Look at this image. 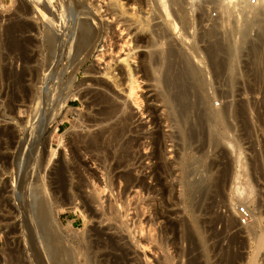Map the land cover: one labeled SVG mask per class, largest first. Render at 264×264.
<instances>
[{
	"label": "rangeland",
	"instance_id": "rangeland-1",
	"mask_svg": "<svg viewBox=\"0 0 264 264\" xmlns=\"http://www.w3.org/2000/svg\"><path fill=\"white\" fill-rule=\"evenodd\" d=\"M98 1L101 2L100 4H105V2L101 0ZM145 2L146 0L128 1V7H135L133 10L129 11V13L132 14L130 16L132 17V20H130V22H132L133 24H137V26L135 24L134 25L136 28H139L138 32L140 33L139 36L141 39H144L148 36V33H146V29L143 30L145 31V33L141 31L145 26L140 27L143 26L141 25L140 18L144 17L147 10ZM54 6H56V3L54 2V0H51L49 2V7L52 9L54 8ZM33 10L34 9L29 3V0H0V264H41L43 262V264H48L47 254L43 246L37 239L43 228L47 230L50 229L49 233L53 232L52 234H57L56 236L60 238V241L57 243H60L61 245L55 243L53 245V249L56 248L58 250L60 248H63L70 253L76 252L77 257L79 254H85L88 256L90 255V257L93 258L94 263L96 264H165V261L168 258L169 260L172 259L170 261L171 263L173 262L172 264H186L187 258H177L176 255L177 251L184 252L189 248V242L185 241L184 238L186 229L190 225L187 220H189V217L191 215H194L197 211L198 213H196L194 216H196V218L203 223V231H205L204 235L207 237L206 252L207 255H209L211 258L208 260V264H217L216 261L218 260L216 259V257L218 258V256H220L218 259L221 258L220 261H218V264H220L219 262H221L222 264L223 259H226V257L231 255L233 256V258H235V264H250L252 262L250 259L253 258L255 251L254 249L256 248L255 239H257L260 236L259 233H261L260 229L256 228L257 224H259L256 220H262L261 227L262 229L264 227V78H262L264 75H261L257 82V78L254 76L253 70L251 68L252 66L249 65L248 58L244 57L242 53V56L240 54H235L236 56H233L229 64L232 65L230 67L233 70L230 71L229 69L231 68L227 69L228 71L226 72V74H223L224 77L223 75H221L220 77L218 76L217 80V76L215 75V66L214 64H212V60L209 59L210 57H208L207 51H205V43L206 47H208L209 41L201 39L202 36H204L206 32L211 29L210 27L212 23L205 20L202 24H200L197 18L200 14V11L198 10H193V12L190 13V22L193 24L187 27H183L185 29H188L182 30V26L179 25V28L176 30V32L170 33V41L164 40L163 36H161L162 40L160 37V40L157 41V47L155 48L156 52L162 50V54H166L163 52H167L169 49L178 52L179 49V51L187 55L190 60L192 59V62L194 61L192 64L196 68L199 67V69L202 70L203 73L205 72L204 74L206 75V81L209 82V84L213 83L209 86V95L213 93L214 96V91H216L218 95H220L217 96V93H215V98L211 95L213 98L211 103V105H213V108L220 109L222 107H226L229 109L230 107V109H233L231 106L235 107L239 103H244L246 105L249 103V110H247L248 112L246 111L245 116H242V118L233 116L231 115L232 113L229 114V120L226 121L225 126L226 133L222 132L224 136L223 134H221L223 139L218 146L219 149L214 148V146L209 144L207 141L206 143H204L203 156L206 161L205 168L197 171L198 169L195 170L196 167H194L193 171L189 175L190 178L188 177L189 183H192L193 185H198L199 182H202L204 186H207L208 190L205 199L204 196H201V193H193L190 196L184 198V196H182L183 191L182 189H180L181 187L174 185V180L177 176H179L177 172L170 171L168 174L166 173L167 176L162 175V185H159L156 181H153L154 173L152 171L155 169L154 167L157 163H155V160L151 159L153 158L151 154L153 153V146L151 145L150 139L151 134L156 133L157 130L153 127L155 125L152 126L149 123L152 122L153 116L148 117V113H145L144 115L140 113L147 110L156 111V116H158L156 118L159 119L158 131L164 133L162 135H165L164 137H166L163 141L161 149L165 157L164 162L166 161L165 163L168 165H174L177 163V161L179 162L180 158L177 156L179 155L180 157H182L181 154H184V146L182 144L184 141L187 143V140H185V138H189V134L192 133V128L196 124V121L194 120V117H190L189 119L192 123L189 122L190 120L188 119L189 121L186 122V126H184L185 124L182 121L181 122L184 125L181 122H177L178 119H176V122H173V120H171V125L169 124V121V123L166 124L167 119L165 116V112L163 110L161 112L162 105L160 103H157L158 100L156 99V97H154V95H157V90H155L156 87L153 85L152 81L149 80L152 84L148 81V78L141 76V74H148V70L146 69L149 56L147 55H149L148 50L150 51V49L146 46L147 43H144L145 45L143 46L145 47H142L138 50L139 52L136 55L137 60H129L130 65L133 69H139L138 74L140 77L139 82L141 86L137 93L141 105L139 107V110H137L138 107H136L130 99L126 98V82H124L125 77H123V74H126V72L123 69L124 63H122V59L126 58L125 54H127V48L132 49L133 43L130 45L127 44V46L125 45L127 48L125 46L123 48V45L121 46L122 43H118L115 39L113 40V43L103 41V44L99 46L100 48L98 47L96 50L92 51L87 60L83 61V57L74 59L72 58V53L69 52L68 48H61L60 44L58 45V43V48L51 49L48 46L47 42L50 35L54 33H56V35H61L63 33V24H60L59 19L58 23L62 28L58 26V23H56L52 29L48 27L46 28L45 26H43L41 21L38 20L40 19V17L43 18L44 16L37 14ZM206 12V16L208 15L212 19L216 18V15L219 14V11H217L216 9L214 10V8H211ZM136 19H138L137 22L139 21L140 23H136ZM231 19L234 22L237 18L233 17ZM232 20L230 21L232 22ZM135 27L133 26V28ZM63 29H65V27ZM219 31L221 32L223 30L221 29ZM257 33V28L251 30L248 37L249 39L251 38L250 41L256 40ZM199 35L201 37H199ZM236 40L238 41L237 38L233 39V41ZM126 41H129V37L128 40L126 39ZM161 41L162 43H164L162 44ZM168 42H171V44H169ZM159 43L161 44V46ZM167 46H173V48H168ZM165 49H167V51H164ZM185 51L187 52L185 53ZM193 55L195 57L197 55L196 59H194ZM234 57H237L238 59H235ZM161 58V64L164 65L165 62H167L164 65L165 67L163 66V68L166 70L168 67L166 66L168 65V61L167 59L165 60L162 55ZM175 61L176 63L179 62L177 58ZM140 62H144L147 64L144 65V63L141 64ZM160 62L159 74H163L165 70L160 67L162 66ZM139 64H141V66ZM136 66H138V68ZM204 67L207 69H205ZM73 68L76 69L74 70ZM237 68L240 72L237 70ZM114 69L116 70L114 71ZM25 71H27L29 74H22V72ZM213 72H215V74ZM227 74H236L234 77L235 79L232 80L230 78V75H228L227 77ZM224 78L226 80H224ZM228 79L231 80L229 81ZM223 80L225 82L227 81L226 83L228 84L223 82ZM24 81L26 84L24 83ZM28 81H31L32 83ZM229 83L230 85L231 83H233L232 86H230ZM216 84L218 85L216 86ZM213 85H215L214 87H216L214 88L215 90L212 89ZM219 85L222 86L219 88ZM254 85H256L257 87ZM227 86L230 87L228 88ZM245 88H248L247 91H245ZM229 89H231V91L233 90V94L237 93L235 94L236 96L233 95ZM261 89H263V92ZM152 90H155L156 93ZM223 90L225 93L223 92ZM235 90L236 92H234ZM240 91L242 93H239ZM88 92L90 94H88ZM226 92L229 93L227 94ZM99 93H101L102 95L104 94V96L114 101L120 107L121 112L123 109H127L126 112H131L132 114H134L135 120L139 119L138 123L142 124L143 131L139 132L138 134L135 133V131L138 129L137 127H135L138 124L136 123V125H131L132 127L130 129L132 131L128 132L130 134H126L125 138L123 139L126 141L131 140L130 144L132 147L129 144L127 148L122 149L124 141L117 142L116 145V141L106 139L110 138L109 136H107L108 134H104L105 136L103 137V139H101L103 143L100 142V148H97L96 150L92 149L89 144H86L88 143V139H90L92 136L99 134V132H101L102 130L108 129V124H110L109 122H106V124L103 119V117L105 118L107 114V111H105L106 109H104L107 107V105L105 107V104L92 103L93 95ZM226 94L227 96L225 97ZM252 96L254 97V99ZM49 111L52 114L57 111L58 115L51 117L52 122L50 123L49 128L44 131L42 138H40L36 153H31L28 143L30 140L28 132H30L32 129L28 128V126L30 124H34L36 120L40 121L42 117L48 115ZM119 116L120 114L116 116V119ZM101 118L103 120H101ZM164 118L166 119L165 121ZM191 118L193 119L194 123ZM99 120H101L100 123ZM113 121H115V118ZM97 123L100 124V126ZM177 123L178 126L177 128H175ZM187 123H189L188 128ZM72 125H75L74 128L72 127ZM168 125L171 127H169ZM179 127L183 128L182 131L184 132L182 134H180ZM190 127L192 131L189 130ZM188 131L190 132L188 133ZM195 132V140L193 139V142L191 141L193 143L191 144V149L193 148V151H190L191 149L186 150L188 154L192 152L191 155L194 161L196 160V158H198V156L195 154V149L201 145V138L198 135V139L197 133ZM49 134L51 135V138H49ZM179 134L182 137H180ZM184 134L185 136L183 137ZM62 136H65L63 137V143H59L60 137ZM77 137H80V143H76ZM106 143H108V145L111 143V146L113 148L110 145H106ZM118 143L122 145H118ZM129 146L131 148L130 151ZM182 146L183 148L181 150ZM50 149L54 151V153L56 152L54 154L55 156L51 155ZM119 149L121 151H119ZM213 149H215L216 151ZM123 152L125 154H123ZM118 154L119 158L117 157ZM123 155L126 157H124ZM117 158L118 160H116ZM126 158L130 159L127 160ZM121 160H125L124 164L126 166L125 169L123 168L125 172H123L122 168L121 170H116L115 174L111 175L113 184L111 185L112 187L108 184L106 185V182H108V170L106 169L110 168L117 161L119 162ZM126 161L129 163L127 164ZM173 165L171 166L173 167ZM60 167L64 168L66 174L65 176H67L68 181L65 183L58 181L59 177L63 175H59L58 173ZM151 167H153V169ZM56 169L58 170L55 171ZM129 170L132 176H137L136 178H142L143 180L145 179L144 188L130 187V189L125 184V182L123 181L124 177L121 176V174H124L126 172L129 173ZM237 173L240 176L241 174L244 175H242V180H244L245 182L240 180L241 178L239 179ZM223 174L225 175V177ZM92 177L94 180L92 179ZM236 177H238L240 184H242V182L244 183V186H241L237 182L238 180ZM96 178L98 180H96ZM221 178L224 180H222ZM105 179L107 181H105ZM84 181L87 182L85 183L86 185L84 184ZM221 182L222 184H220ZM245 183L247 186L245 185ZM238 184L242 188L245 186L247 187L248 191L246 192L248 194V200L243 201V198L246 197H239L236 193L234 186L237 185V187H239ZM222 185L224 186V188ZM161 186L165 188L166 193L162 194L164 188ZM170 186H173L171 187V190ZM97 191V194L99 196H97L98 198H96L95 201L93 200L92 203L91 195L94 194L93 192ZM33 195H37L38 199L41 198V202L44 200L47 201L43 202V204L46 203L44 204L45 206H43L45 207L44 209L47 211V215H49L50 218L42 225H39L41 226L40 228L37 227L39 220L35 216H38L40 212L38 210L41 209V205H39V207L37 205L41 202L39 200V202H37L36 204V201H38V199H36L37 196L33 197ZM169 197H171V199ZM250 198H252L251 202ZM247 201L249 203H246L247 205L244 204ZM29 203H32V205H35L36 207L33 206V208ZM183 203H185L186 205ZM110 206L112 207V211L110 210V208H108ZM184 207L186 210L184 209ZM191 208L193 211L191 210ZM241 209H244L246 214H248L246 216H242L240 214ZM110 211H114L115 214H113L116 215V217L113 214H110ZM191 212L193 213L191 214ZM225 219H227L226 222L224 221ZM36 220L37 222H35ZM46 224H48L49 226L47 227ZM184 225H186L185 228H183ZM124 226L126 227L124 228ZM139 227H141V229ZM249 227L252 229L256 228L255 232L257 233L255 235L253 234L254 236L252 234L249 235V230H251ZM130 229L132 230V232ZM137 239L139 241H137ZM263 239L264 237L262 238V240ZM136 242H139V245L141 247ZM158 244L162 245L163 247ZM229 244H231L232 246ZM77 249L80 250L78 251ZM200 250L203 251L202 248H200L196 250V252H192L193 254L191 253V256L194 257L198 254L204 255V252L201 253ZM214 251L215 253H213ZM163 252L165 255L163 254ZM97 253L99 256L97 255ZM214 255L217 256L215 257ZM255 258V260H257L256 264H264V249L262 251H259V254ZM31 259L32 261H30ZM77 260L74 261V264H85L83 263V261L85 262L83 258L80 257V259L78 258Z\"/></svg>",
	"mask_w": 264,
	"mask_h": 264
},
{
	"label": "bare ground",
	"instance_id": "bare-ground-1",
	"mask_svg": "<svg viewBox=\"0 0 264 264\" xmlns=\"http://www.w3.org/2000/svg\"><path fill=\"white\" fill-rule=\"evenodd\" d=\"M51 0H29V3L31 4V6L33 7V11H35L37 14L39 15H43L44 17H40L41 23L43 24V26H45L46 28H50L52 29L54 27V25L56 23H58V19L60 24H63V28L65 27V29H63L60 24L58 25L59 27L62 28L63 33L61 35H56V33L52 34L49 36L48 38V46L49 48H58L57 47V43L58 45L60 44L61 48L63 47L68 48L69 52L72 53V58L77 59L80 57H83V61L87 60L88 56L91 55L90 53L94 50H96L101 44H103V41L109 42V43H113V40L115 39L118 43H122L121 46L124 48V46L127 44H132L133 43V48L129 49L127 48V54L125 59H122V63H124V71L126 72V74H123V77H125V81L126 84V95L128 99L131 100V102L138 107L137 110H139L140 107V100L138 97V90L140 89V82H139V74H138V70H136V68H132L130 65V61L129 60H137L136 59V55L139 52L138 50L142 47H145L143 45H145L144 43H147L146 46L149 47L150 51L148 50L149 58L147 60V69L148 70V74H141V76H144L146 78H148V81H152L153 85L156 87L155 90H157V95L154 97H156V99L158 100L157 103H160L162 105L161 108V112L162 110L165 112V116L167 119V123L168 124L171 120H173V122H176V119H178L177 122H181L184 126H186V122L189 121L190 117H194L196 124L194 125V127L192 128L193 131L195 133H197V137L199 139V136L201 138V142H200V146L197 147L195 149V154L198 156V158H196V160L194 161V159L192 158L191 153H187L186 150H190L191 149V144H193L192 140L195 138V134L194 132L191 130V127L189 130L192 131L191 134H189V138H185V140H187V143L183 142V146L181 147V150L183 148L184 154L180 157L179 155L177 157H179V162L177 161V165L176 164H166L164 162V154L163 151L161 149L163 141L165 140L166 137H164L161 133L159 132V124H158V120L156 117L157 114L155 113L156 111H142L140 114L144 115L145 113H148V117L149 116H153L152 122H149L152 126H153L157 132L154 134H151V145L153 146V153L151 158L152 160H155L154 162L157 163L155 164V169L152 171L154 173L153 176V181H156L157 184H163V176H167V174L171 171L173 172H177L179 174V176L176 177V179L174 180L175 183L174 185H177L178 187H181L180 189H182L183 191V195L184 198L190 196L193 193H201V196H205L207 194V186H204L202 182H199L198 185H193L192 183H189L188 177L191 174V172L193 171L194 167L195 170L198 169L197 171H199L202 168H205V159L203 156V149H204V143H206V141L211 144L212 146H214V148H218L222 138L223 133H226L225 129H226V121L229 120V114L232 113L231 115L236 116V117H240L242 118V116H245L246 111L249 110V103L246 105L244 103H239L238 105H236L235 107L231 106L233 109H229L226 107H222L220 109H216L213 108L211 105L212 103V96L213 93L211 95H209V82L206 81L205 78V72L203 73L202 70L198 68H196L192 63L190 58L185 55L184 53H182L181 51L178 52L175 50H168L167 49L171 46H167L168 48L165 49L164 51L167 52H163L166 54H162V50L156 52L155 48L157 47V41L160 40V37L163 36L164 40H169L170 39V33H174L176 32V30L179 28L178 26L181 25L182 28L183 27H187L189 25H192L193 23L190 22V13L193 12V10H198L200 11L198 18V21L200 24H202L205 20L206 21H210L211 24V29L208 30V32H206V34L204 36H202V40H208L209 41V45L208 47H206V43H205V51H207L208 57H210L209 59L212 60V64H214L215 66V72H213L216 76H217V80H218V76L220 77L221 75H225L226 72L228 71L227 69L231 68L229 65L233 56H236L235 54H240L243 56L248 58L249 61V65L252 66V70L254 73V76L257 78V82L259 80V78L261 77V75H264V0H146V13L144 15V17L140 18L141 19V25L140 27H144V29L142 28L141 31L146 29V33H148V36L145 37L144 39H141L139 36V28H136L135 25L137 26V24H133L132 22H130V20H132L130 17L132 14L129 13V11L133 10L135 7L131 6L128 7V1L129 0H101L103 2H105V4H100L101 2H99L98 0H54V2L56 3V6H54V8H50L49 7V2ZM126 1V2H125ZM211 8H214V10L216 9L217 11H219V14L216 15V18L212 19L210 18V16H206V11ZM212 11V10H211ZM210 11V12H211ZM195 13V12H194ZM199 13V12H198ZM206 16V17H205ZM59 17V18H58ZM236 17L237 21L235 20L233 22V20L231 18ZM193 18V17H192ZM191 18V20H192ZM235 19V18H234ZM138 19H136V23H140L139 21L137 22ZM197 20V19H196ZM232 20V22L230 21ZM135 22V21H134ZM209 22V23H210ZM144 23V24H143ZM196 23V22H195ZM194 23V24H195ZM206 23V22H205ZM208 24V23H207ZM197 25V24H196ZM213 25V26H212ZM133 26L135 28H133ZM195 27V26H194ZM198 27V26H197ZM229 27V28H227ZM181 28V29H182ZM205 28V27H203ZM257 28L258 33H257V38L255 41H250L249 34L251 32L252 29ZM141 29V28H140ZM179 29V30H181ZM185 28H183L182 30H184ZM188 29V28H186ZM185 29V30H186ZM192 29V28H191ZM198 29V28H197ZM223 30L221 33L219 30ZM201 30V27H200ZM140 31V32H141ZM191 31V30H190ZM207 31V30H205ZM62 32V31H61ZM145 33V31H143ZM187 32V31H186ZM197 32V31H196ZM204 32V31H203ZM256 32V31H255ZM189 33V32H188ZM205 33V32H204ZM203 33V34H204ZM178 34V33H177ZM191 34V33H190ZM202 34V35H203ZM142 35V34H141ZM144 35V34H143ZM129 37V41H126V39L128 40ZM199 37H201L199 35ZM234 38H237L238 41H233ZM172 39V38H171ZM174 39V38H173ZM190 39V37H189ZM249 39V40H248ZM162 40V37H161ZM183 40V39H181ZM185 40V39H184ZM188 40V39H187ZM170 41V40H169ZM173 41V40H172ZM176 41V40H175ZM177 42V41H176ZM183 42V41H182ZM197 42V41H196ZM115 43V41H114ZM162 43V41H161ZM164 43V42H163ZM162 43V44H163ZM169 44H171V42H168ZM174 43V42H173ZM160 44V43H159ZM166 44V43H165ZM182 44V43H179ZM184 44V43H183ZM208 44V43H207ZM168 45V44H167ZM194 45V44H193ZM200 45V44H198ZM120 46V47H121ZM161 46V44H160ZM182 46V45H180ZM191 46V45H189ZM188 46V47H189ZM102 47V46H101ZM187 47V46H186ZM100 48V47H99ZM173 48V46L171 47ZM185 48V47H184ZM191 48V47H190ZM193 48V47H192ZM207 48V50H206ZM63 49V50H64ZM67 49V50H68ZM160 49V47H159ZM158 49V50H159ZM162 49V48H161ZM175 49V48H174ZM199 49V48H198ZM177 50V49H176ZM181 50V49H180ZM189 50V49H188ZM195 50V49H194ZM202 50V49H201ZM121 51V50H120ZM192 51V50H191ZM161 52V53H160ZM187 51H185L186 53ZM200 52V51H199ZM69 53V54H70ZM195 53V52H194ZM199 54V53H198ZM206 54V55H207ZM162 57L167 61H168V66L167 69L165 70L163 68V66L167 63L165 62V64H161L160 62V58ZM205 55V56H206ZM194 56V55H193ZM199 56V55H198ZM204 56V55H203ZM175 59H174V58ZM191 57V55H190ZM197 57V55H196ZM196 57L194 56V59H196ZM176 58L178 59V63H176ZM202 58V57H201ZM235 58V57H234ZM237 58V57H236ZM235 58V59H236ZM162 59V58H161ZM200 59V58H199ZM238 59V58H237ZM59 60V59H58ZM242 60V59H241ZM240 60V61H241ZM78 61V60H77ZM203 61V60H202ZM238 61V60H237ZM244 61V60H243ZM242 61V62H243ZM82 62V61H81ZM159 62L165 71V74L163 72L159 74ZM236 62V61H235ZM141 63V62H140ZM144 63V62H143ZM141 63V64H143ZM147 63H144V65H146ZM196 63V62H195ZM206 63V62H205ZM234 63V62H233ZM232 63V64H233ZM71 64V63H70ZM76 64V63H75ZM134 64V63H133ZM136 64V63H135ZM141 64H139L141 66ZM236 64V63H235ZM248 64V63H247ZM78 65V64H77ZM137 65V64H136ZM143 65V66H144ZM201 65V64H200ZM211 65V64H210ZM238 65V64H236ZM139 66V68H140ZM199 66V65H198ZM205 66V65H204ZM239 66V65H238ZM249 66V67H250ZM138 68V66H136ZM146 67V66H145ZM165 67V66H164ZM201 67V66H200ZM205 68V67H204ZM242 68V67H241ZM240 68V69H241ZM69 69V68H68ZM74 69V68H73ZM76 69V68H75ZM74 69V70H75ZM142 69V68H141ZM162 69V70H163ZM199 69V70H198ZM203 69V68H202ZM207 69V68H205ZM213 69V68H212ZM211 69V70H212ZM116 69H114L115 71ZM118 70V69H117ZM145 70V69H144ZM230 71L233 70L232 68L229 69ZM237 70L239 71V69L237 68ZM77 71V70H76ZM143 71V70H142ZM237 71V72H238ZM123 72V71H122ZM140 72V71H139ZM147 72V71H146ZM161 72V71H160ZM240 72V71H239ZM238 72V73H239ZM251 72V71H250ZM73 73V72H72ZM118 73V72H117ZM124 73V72H123ZM233 73V72H232ZM245 73V72H244ZM22 74H29L27 71L22 72ZM110 74V73H109ZM119 74V73H118ZM250 74V73H249ZM74 75V74H73ZM105 75V74H104ZM223 75V77H224ZM230 75V78L233 80L235 79V75L236 74H227ZM26 76V75H25ZM30 76V75H28ZM110 76V75H109ZM239 76V75H238ZM248 76V75H247ZM22 77V75H21ZM24 77V76H23ZM35 77V76H34ZM113 77V76H111ZM115 77V76H114ZM121 77V76H120ZM209 77V76H208ZM214 77V76H212ZM226 77V76H225ZM226 77V78H227ZM254 77V78H255ZM28 78V77H27ZM211 78V77H210ZM216 78V77H215ZM264 78V76L262 77ZM18 79V78H17ZM26 79V78H25ZM32 79V78H31ZM214 79V78H213ZM221 79V78H220ZM219 79V81H220ZM231 79H228L229 81ZM241 79V78H239ZM20 80V79H19ZM147 80V79H146ZM214 80V81H217ZM222 80V79H221ZM224 80H226L224 78ZM223 80V82H225ZM237 80V79H236ZM116 81V80H115ZM149 81V82H150ZM213 81V80H212ZM218 81V82H219ZM255 81V80H254ZM253 81V82H254ZM263 81V80H262ZM261 81V82H262ZM23 82V81H21ZM30 83H32L31 81H28ZM227 82V81H226ZM225 82V83H226ZM234 82V81H232ZM260 82V81H259ZM264 82V81H263ZM17 83V81H16ZM19 83V82H18ZM25 83V81H24ZM96 83V82H95ZM151 83V82H150ZM256 83V82H255ZM26 84V83H25ZM114 84V83H113ZM152 84V83H151ZM213 84V83H212ZM211 84V85H212ZM215 84V82H214ZM228 84V83H226ZM233 83H229L230 86H232ZM234 84H239V83H234ZM17 85V84H16ZM218 84H216L217 86ZM225 85V84H224ZM241 85V84H240ZM258 85V84H257ZM261 85V84H260ZM24 86V84H23ZM118 86V85H117ZM123 86V85H122ZM153 86V87H154ZM215 85H213V88ZM222 85H219L218 87L220 88ZM229 86V87H230ZM236 86V85H233ZM256 86V85H254ZM264 86V85H263ZM217 87V90H218ZM228 87V86H227ZM228 87V88H229ZM244 87V85H243ZM242 87V88H243ZM251 87V86H248ZM257 87V86H256ZM259 87V86H258ZM147 88V87H146ZM152 88V87H151ZM227 88V90H228ZM234 88V87H233ZM253 88V85H252ZM264 88V87H263ZM115 89V88H114ZM150 89V88H149ZM211 89V90H212ZM232 89V88H231ZM231 89H229L231 91ZM236 89V88H235ZM246 89V88H245ZM244 89V90H245ZM248 89V88H247ZM247 89L245 91H247ZM260 89V88H259ZM155 90H152L155 92ZM209 90V91H208ZM215 90V89H214ZM221 90V89H220ZM239 90V89H238ZM243 90V89H242ZM241 90V91H242ZM250 90V89H249ZM248 90V91H249ZM256 90V89H255ZM263 92V89H261ZM98 91V90H97ZM125 91V92H126ZM213 91V90H212ZM211 91V92H212ZM226 91V90H225ZM233 91V90H232ZM231 91V93H232ZM239 93H242V92ZM254 91V90H253ZM121 92V91H120ZM215 93H217L216 91H214ZM219 92V91H218ZM224 92V90H223ZM236 92V90L234 91ZM252 92V91H251ZM150 93V92H149ZM156 93V92H155ZM214 93V96L216 97ZM225 93V92H224ZM227 93V92H226ZM229 93V92H228ZM227 93V94H228ZM245 93V92H244ZM248 93V92H247ZM250 93V91H249ZM88 94H90L88 92ZM87 94V95H88ZM93 94V93H92ZM114 94V93H113ZM227 94L225 95V97L227 96ZM233 94V93H232ZM231 94V96H232ZM237 93H234L233 95H235ZM251 94V93H250ZM257 94V93H256ZM263 94V93H262ZM261 94V95H262ZM95 95V96H94ZM93 95V102L94 104H105V107L107 105L105 111H107V114L105 116L104 122H109L110 124H108L109 127H107L108 129L102 130L101 132H99V134L92 136L90 139H88V143L89 146L96 150L99 147L100 142L103 143V141L101 139H103V137L105 136L104 134H108L107 136H109L110 138H106V139H110L111 141H116V145L117 142H123L122 144L118 145H122V149L123 148H127V146L131 143V140H123L126 136V134H130L128 132L132 131L130 128L132 127L131 125H136V123L139 122V119L135 120V116L134 114H132L131 112H126L127 109H123L121 112L120 107L111 99L107 98L106 96H104V94L102 95L101 93L99 94H94ZM124 95V94H123ZM125 95V96H126ZM150 95V94H149ZM224 95V94H223ZM230 95V94H229ZM245 95V94H244ZM264 95V94H263ZM86 96V95H85ZM92 96V95H91ZM152 96V95H151ZM213 96V97H214ZM217 96L218 95L217 93ZM222 96V93H221ZM236 96V95H235ZM241 96V95H240ZM247 96V95H246ZM214 97V98H215ZM253 97V96H252ZM150 98V97H149ZM218 98V97H217ZM155 99V98H154ZM233 99V98H232ZM244 99V97H243ZM249 99V98H248ZM254 99V97H253ZM263 99V98H262ZM251 100V99H250ZM256 100V99H255ZM221 102V101H220ZM225 102V101H223ZM222 102V103H223ZM252 102V101H251ZM254 102V101H253ZM259 102V101H258ZM218 103V102H216ZM215 103V104H216ZM247 103V102H246ZM132 104V105H133ZM152 104V103H151ZM234 104V103H233ZM130 105V104H129ZM220 105V104H219ZM252 105V104H251ZM124 106V104H123ZM154 106V105H153ZM218 106V105H217ZM132 107V106H131ZM161 107V106H160ZM215 107V106H214ZM251 108V106H250ZM253 108V107H252ZM160 109V108H159ZM51 111V110H50ZM49 111L48 115H46L45 117H42V119H40V121H35L34 124H30L28 126V128H31L32 130L30 132H28V136L30 137L29 140V149L31 151V153H36L37 151V145L38 142L40 140V138H42V135L44 134V131H46L49 128L51 121V117L57 116V111L55 113H51ZM131 111V110H130ZM160 111V110H159ZM54 112V111H53ZM126 112V113H125ZM248 112V111H247ZM139 113V112H138ZM252 113V112H250ZM119 117L116 116L119 115ZM163 114V113H162ZM162 116V115H160ZM102 117V116H101ZM164 117V116H162ZM235 117V118H236ZM115 118V121H113ZM147 118V117H146ZM151 118V117H150ZM160 118V117H159ZM191 118V119H192ZM101 118V120H103ZM164 118V121L166 120ZM189 119V120H188ZM99 120V123L100 121ZM236 120V119H235ZM68 121V120H67ZM169 121V122H168ZM193 121V119H192ZM234 121V120H233ZM90 122V121H89ZM191 122V120L189 121ZM236 122V121H235ZM102 123V122H101ZM160 123V122H159ZM172 122H170L169 124L171 125ZM192 123V122H191ZM190 123V124H191ZM194 123V121H193ZM98 124V123H97ZM107 124V123H106ZM175 124V123H174ZM180 124V123H179ZM189 123H187L188 125ZM100 126V124H98ZM228 125V124H227ZM75 126V125H74ZM74 126L72 125V127L74 128ZM107 126V125H106ZM150 126V125H149ZM167 126V125H166ZM169 126V125H168ZM174 126V125H173ZM178 123L176 124L175 128H177ZM192 126V125H191ZM231 126V125H230ZM27 127V125H26ZM135 127H137L135 133H139L141 131H143V126L142 124L138 123ZM171 127V126H169ZM182 127V125H181ZM189 127V125L187 126V128ZM228 127V126H227ZM100 128V127H99ZM105 128V127H104ZM103 128V129H104ZM145 128V127H144ZM151 128V127H150ZM163 128V127H162ZM180 128V127H179ZM178 128V129H179ZM98 129V128H97ZM154 129V130H155ZM173 129V128H172ZM196 129V130H194ZM228 129V128H227ZM148 130V129H147ZM183 128H180V134H182L184 131H182ZM186 130V129H185ZM225 132H224V131ZM163 131V130H162ZM230 131V130H228ZM148 132V131H147ZM179 132V131H178ZM190 131H188L189 133ZM223 132V133H222ZM187 133V132H186ZM133 134V133H132ZM145 134V133H144ZM143 134V135H144ZM172 134V133H171ZM179 134L180 137H182ZM64 135V134H63ZM140 135V134H139ZM138 135V137H139ZM142 135V134H141ZM187 135V134H186ZM199 135V136H198ZM137 136V135H136ZM175 136V135H174ZM177 136V135H176ZM185 136V134L183 135V137ZM188 136V135H187ZM224 136V134H223ZM12 137V136H11ZM63 137H60V142L59 143H63ZM81 137V136H80ZM80 137H77L76 139V143H80ZM129 137V136H128ZM171 137V136H170ZM178 137V138H180ZM49 138H51V135L49 134ZM144 138V137H143ZM83 139V138H82ZM148 139V138H147ZM170 139V138H169ZM182 139V138H180ZM144 140V139H143ZM195 140V139H194ZM197 140V139H196ZM28 141V140H27ZM182 141V140H180ZM192 141V142H191ZM224 141V140H223ZM227 141V140H226ZM9 142V141H8ZM87 142V141H86ZM107 142V141H106ZM135 142V140H134ZM139 142V141H138ZM145 142V141H144ZM149 142V141H148ZM174 142V141H173ZM171 142V143H173ZM196 142V141H195ZM105 143V142H104ZM113 143V142H111ZM111 143L109 144L111 146ZM178 143V142H177ZM228 143V142H227ZM9 145V144H8ZM7 145V146H8ZM106 145H108V143H106ZM108 145V146H109ZM115 145V146H116ZM137 145V144H136ZM229 145V144H228ZM6 146V147H7ZM105 146V145H104ZM131 146V144H130ZM130 146H129V151H130ZM208 146V145H207ZM15 147V146H14ZM51 147V146H50ZM61 147V146H60ZM106 147V146H105ZM112 147V146H111ZM120 147V146H119ZM132 147V146H131ZM143 147V146H142ZM151 147V146H150ZM172 147V146H171ZM170 147V148H171ZM57 148V147H56ZM113 148V147H112ZM116 148V147H115ZM9 149V147H8ZM121 149V148H120ZM119 149V151H121ZM145 149V148H144ZM193 149V148H192ZM190 151H193V150ZM223 149V148H221ZM51 150V149H50ZM56 150V149H55ZM90 150V149H89ZM128 150V149H127ZM134 150V149H133ZM165 150V149H164ZM212 150V149H211ZM215 150V149H213ZM91 151V150H90ZM93 151V150H92ZM124 151V150H123ZM143 151V150H142ZM172 151V150H171ZM216 151V150H215ZM5 152V151H4ZM98 152V151H97ZM128 152V151H127ZM140 152V151H139ZM178 152V151H177ZM8 153V152H7ZM56 153V152H55ZM54 151L51 150V155L55 154ZM116 153V152H115ZM126 153V151H125ZM123 152V154H125ZM129 153V152H128ZM127 153V155H128ZM134 153V152H133ZM172 153V152H171ZM206 153V152H205ZM179 154V153H178ZM25 155V154H24ZM33 155V154H31ZM30 155V156H31ZM36 155V154H35ZM138 155V154H137ZM169 155V154H168ZM175 155V154H174ZM231 155V154H230ZM55 156V155H54ZM96 156V155H95ZM124 156V155H123ZM144 156V155H143ZM207 156V155H206ZM18 157V156H17ZM29 157V156H28ZM43 157V156H42ZM119 158V154L117 156ZM122 157V156H121ZM126 157V156H124ZM13 158V157H11ZM19 158V157H18ZM31 158V157H30ZM29 158V159H30ZM118 158L116 160H118ZM132 158V157H131ZM238 158V157H237ZM32 159V158H31ZM44 159V158H43ZM115 159V158H114ZM123 159V158H122ZM127 160H129L128 158H126ZM150 159V158H149ZM176 159V158H175ZM207 159V157H206ZM39 160V159H37ZM178 160V158H177ZM103 161V160H102ZM113 161V159H112ZM145 161V160H144ZM149 161V160H148ZM169 161V160H168ZM212 161V160H211ZM217 161V160H216ZM20 162V161H19ZM30 162V160H29ZM36 162V161H35ZM127 162V161H126ZM140 162V161H139ZM146 162V161H145ZM152 162V161H151ZM37 163V162H36ZM100 163V162H99ZM106 163V162H105ZM125 160H121V161H117L113 166H111L110 168L106 169L108 170L107 176H108V182H106V185H113L112 184V174H115L116 170H123L125 169ZM129 162H127L128 164ZM171 163V161H170ZM213 163V162H212ZM29 164V163H28ZM111 164V163H110ZM210 164V163H209ZM208 164V165H209ZM1 165V164H0ZM109 165V164H108ZM133 165V164H132ZM142 165V164H141ZM150 165V164H149ZM173 165V167L171 166ZM21 166V165H20ZM66 166V165H64ZM213 166V165H211ZM9 167V166H8ZM18 167V166H17ZM27 167V166H26ZM105 167V166H104ZM109 167V166H107ZM153 167H151L153 169ZM40 168V167H39ZM124 168V169H123ZM138 168V167H137ZM144 168V167H143ZM230 168V167H229ZM10 169V168H9ZM37 169V168H36ZM1 170V169H0ZM17 170V169H15ZM19 170V169H18ZM24 170V169H23ZM58 169H56L55 171H57ZM78 170V169H77ZM76 170V172H77ZM105 170V171H106ZM137 170V169H136ZM68 171V170H67ZM104 171V170H103ZM196 171V172H197ZM211 171V170H210ZM3 172V171H2ZM8 172V171H7ZM6 172V173H7ZM22 172V171H21ZM129 173H124L121 174V176H123L124 178V182L125 184L130 188H135V187H142L144 188V180L142 178H136L134 176H132V174L130 173V170L128 171ZM135 172V171H134ZM137 172V171H136ZM151 172V173H152ZM203 172V171H202ZM19 173V172H18ZM59 175L63 174L62 176L59 177L58 181H61L63 183L67 182V176H65V170L63 167H60L59 169ZM92 173V172H91ZM149 173V172H148ZM167 173V174H166ZM245 173V172H244ZM16 174V173H15ZM28 174V173H27ZM106 174V173H104ZM103 174V175H104ZM137 174V173H136ZM140 174V173H139ZM166 174V175H165ZM238 174V173H237ZM3 175V174H2ZM58 175V176H59ZM163 175V176H162ZM170 175V174H169ZM168 175V176H169ZM224 175V174H223ZM242 175L241 176L238 174L239 179L242 180ZM200 176V175H198ZM244 176V175H243ZM25 177V176H24ZM89 177V176H88ZM94 177V176H93ZM92 177V179H93ZM173 177V176H172ZM225 177V175H224ZM95 178V177H94ZM107 178V177H105ZM152 178V177H150ZM190 178V177H189ZM202 178V177H201ZM228 178V177H227ZM237 178V182L239 183V179ZM34 179V178H33ZM104 179V178H103ZM118 179V178H117ZM165 179V178H164ZM222 179V178H221ZM244 179V178H243ZM94 180V179H93ZM96 180H98L96 178ZM119 180V179H118ZM191 180V179H190ZM224 180V179H222ZM220 180V181H222ZM227 180V179H226ZM229 180V179H228ZM33 181V180H32ZM88 181V179H87ZM90 181V180H89ZM105 181H107L105 179ZM195 181V180H193ZM235 181V180H234ZM243 182H245L244 180H242ZM34 182V181H33ZM80 182V181H79ZM92 182V181H91ZM173 182V181H172ZM226 182V181H225ZM242 182V184H240L241 186L244 184ZM15 183V182H14ZM30 183V182H29ZM32 183V182H31ZM87 183L84 181V184ZM94 183V182H93ZM155 183V182H154ZM166 183V182H165ZM213 183V182H212ZM27 184V183H26ZM81 184V183H80ZM83 184V185H84ZM95 184V183H94ZM98 184V183H97ZM96 184V185H97ZM124 184V183H123ZM156 184V185H157ZM222 184V182L220 183ZM235 184V183H234ZM237 184V183H236ZM238 184V185H239ZM36 185V184H35ZM63 185V184H62ZM61 185V186H62ZM78 185V184H77ZM86 185V184H85ZM88 185V184H87ZM125 185V186H126ZM173 185V186H174ZM211 185V184H210ZM219 185V183H218ZM225 185V183H224ZM239 185V187L234 186V189L236 191V193L238 194L239 197H246L243 198L245 200H248V194L246 191H248L247 189V185L245 183V187H241ZM31 186V185H30ZM167 186V185H166ZM165 186V187H166ZM170 186V190L171 187ZM176 186V187H177ZM223 186V185H222ZM244 186V185H243ZM34 187V186H33ZM82 187V186H80ZM93 187V186H92ZM104 187V186H103ZM112 187V186H111ZM159 187V186H158ZM163 187V186H161ZM209 187V185H208ZM6 188V187H5ZM78 188V187H77ZM91 188V187H90ZM96 188V186H95ZM100 188V187H99ZM136 188V189H137ZM154 188V186H153ZM164 188V187H163ZM175 188V187H174ZM221 188V187H220ZM224 188V186H223ZM16 189V188H15ZM83 189V188H82ZM86 189V188H85ZM109 189V188H108ZM112 189V188H111ZM131 189V188H130ZM129 189V190H130ZM176 189V188H175ZM247 189V190H246ZM95 190V189H94ZM104 190V189H103ZM154 190V189H153ZM158 190V189H157ZM223 190V189H222ZM11 191V190H10ZM14 191V190H13ZM34 191V190H33ZM32 191V192H33ZM37 191V190H36ZM35 191V193H36ZM93 191V190H92ZM101 191V190H100ZM99 191V193H100ZM135 191V190H134ZM144 191V190H143ZM146 191V190H145ZM150 191V190H149ZM160 191V190H159ZM169 191V189H168ZM12 192V191H11ZM10 192V193H11ZM26 192V190H25ZM38 192V191H37ZM139 192V191H138ZM152 192V191H151ZM94 194L91 195V200L93 203V200L95 201L96 198H98L97 196H99L97 192H93ZM125 193V192H124ZM149 193V192H148ZM166 193L165 192V188L163 189L162 194ZM180 193V192H179ZM251 193V191H250ZM15 194V193H14ZM19 194V193H18ZM34 194V193H33ZM91 194V193H90ZM139 194V193H138ZM245 194V195H244ZM32 195V193H31ZM42 195V194H41ZM40 195V196H41ZM136 195V194H135ZM167 195V194H166ZM181 195V194H180ZM253 195V194H252ZM30 196V194H29ZM37 196V195H36ZM35 195H33V197H36ZM39 196V197H40ZM179 196V195H178ZM200 196V195H199ZM42 197V196H41ZM133 197V196H132ZM135 197V196H134ZM174 197V196H173ZM192 197V196H191ZM251 197V196H250ZM44 198V197H43ZM171 199V197H169ZM238 198V197H237ZM1 199V198H0ZM22 199V198H21ZM33 199V198H32ZM36 199H38V196L36 197ZM138 199V198H137ZM163 199V198H162ZM167 199V198H166ZM174 199V198H173ZM178 199V198H177ZM190 199V198H189ZM242 199V198H241ZM250 198V202H251ZM34 200V199H33ZM41 202V198L38 199L37 202ZM90 200V201H91ZM98 200V199H97ZM118 200V199H117ZM122 200V199H121ZM186 200V199H185ZM259 200V199H258ZM45 201V200H44ZM42 201L41 203H38V207L39 205H41V209L38 210L40 211L37 219L38 221V226L37 227H41L39 225H42L43 223H45L46 221H48V219L50 218L49 215H47V211L44 209L46 203L43 204ZM187 201V200H186ZM242 201V202H243ZM47 202V201H45ZM177 202V201H176ZM186 203V202H185ZM183 203V204H185ZM201 203V202H200ZM199 203V204H200ZM249 203L248 201L245 202L244 204ZM30 204V203H29ZM48 204V203H47ZM178 204V203H177ZM254 204V203H253ZM2 205V204H1ZM32 205V203L30 204ZM44 205V206H43ZM186 205V204H185ZM196 205V204H195ZM247 205V204H246ZM251 205V204H250ZM8 206V205H7ZM35 205H32V207ZM144 206V205H143ZM201 206V205H200ZM36 207V206H35ZM145 207V206H144ZM186 207V206H185ZM184 207V209H185ZM193 207V206H192ZM196 207V206H195ZM258 207V206H257ZM260 207V206H259ZM31 208V207H30ZM34 208V207H33ZM32 208V209H33ZM110 208V210L112 209V207H108ZM146 208V207H145ZM202 208V207H201ZM23 209V208H22ZM150 209V208H149ZM228 209V208H227ZM248 209V208H247ZM35 210V209H34ZM37 210V208H36ZM186 210V209H185ZM188 210V209H187ZM192 210V208H191ZM190 210V211H191ZM200 210V209H198ZM8 211V210H7ZM112 211V210H111ZM110 211V214H113V212ZM139 211V210H137ZM193 211V210H192ZM195 211V210H194ZM202 211V210H201ZM239 211V210H238ZM258 211V210H257ZM12 212V210H11ZM34 212V211H33ZM147 212V211H146ZM196 212V211H195ZM205 212V210H204ZM252 212V211H251ZM109 213V212H108ZM143 213V212H142ZM190 213V212H189ZM188 213V214H189ZM193 212H191L192 214ZM198 213V211L196 212ZM195 213V214H196ZM253 213V212H252ZM259 213V212H258ZM14 214V213H13ZM33 214V213H32ZM36 214V212H35ZM34 214V215H35ZM115 214V213H114ZM113 214V215H114ZM136 214V213H135ZM134 214V215H135ZM140 214V213H139ZM150 214V213H149ZM156 214V213H155ZM194 214V215H195ZM248 214V213H247ZM57 215V214H56ZM152 215V214H151ZM191 215L189 217V220H187L189 222V227H187L186 232H185V241L189 242L188 246L189 248L186 251H177V258H187L186 264H208V260L211 259L209 255H207L206 252V242H207V237L204 235L203 231V223L198 220L196 218V216ZM49 216V217H48ZM54 216V215H53ZM52 216V217H53ZM116 217V215H114ZM139 216V215H138ZM142 216V215H141ZM232 216V215H231ZM51 217V219H52ZM112 217V216H111ZM114 217V219H115ZM257 217V216H256ZM97 218V217H96ZM134 218V217H133ZM139 218V217H138ZM217 218V217H216ZM229 218V217H228ZM233 218V217H232ZM260 218V216H259ZM27 219V218H26ZM32 219V218H31ZM113 219V218H112ZM141 219V218H140ZM149 219V218H148ZM155 219V218H153ZM218 219V218H217ZM262 219V218H261ZM25 220V219H24ZM137 220V219H136ZM158 220V219H157ZM223 220V219H222ZM227 219H225L224 221L226 222ZM264 220V219H263ZM26 221V220H25ZM33 221V220H32ZM140 221V220H139ZM150 221V220H149ZM148 221V222H149ZM209 221V220H208ZM257 223V227L260 229L259 233V237L257 239H255L256 241V248L254 249V256L252 259H250L252 262L250 264L255 263V260L257 257V255L259 254V251H262L264 249V243L262 238L264 237V227L262 229L261 227V223L262 220H256ZM37 222V220L35 221ZM52 222V221H51ZM50 222V223H51ZM152 222V221H151ZM155 222V221H154ZM153 222V223H154ZM234 222V221H233ZM33 223V222H32ZM57 223V222H56ZM206 223V222H205ZM54 224V223H53ZM124 224V223H123ZM139 224V223H138ZM149 224V223H147ZM152 224V223H151ZM186 224V223H185ZM224 224V222H223ZM121 225V224H120ZM211 225V224H210ZM45 226V224H44ZM46 226L48 227L49 225L46 224ZM135 226V225H134ZM145 226V225H144ZM149 226V225H148ZM172 226V225H171ZM227 226V225H226ZM225 226V228H226ZM43 227V226H42ZM126 226H124L125 228ZM138 227V226H137ZM186 225L183 226V228H185ZM211 227V226H210ZM255 227V226H254ZM50 228V227H49ZM48 228V229H49ZM58 228V227H57ZM141 229V227H139ZM172 228V227H171ZM250 228V227H249ZM255 229L250 228L251 230H249V235H255L257 232ZM35 229V228H34ZM235 229V228H234ZM127 230V229H126ZM131 230V229H130ZM143 230V229H142ZM148 230V228H147ZM151 230V229H150ZM176 230V229H175ZM211 230V229H210ZM39 231V229H38ZM37 231V232H38ZM41 231V229H40ZM50 229H42V231L40 232L39 236H38V241L39 243L43 246L46 254H47V261L48 264H74V261H76L78 258L80 259L83 258L85 260V262L83 261V263L85 264H96L94 263L93 258L90 257V255H81L78 252V257L76 256V252L75 253H70L67 250H64L63 248L61 249H53V245L57 242L60 241V238H58V236H56L55 234H52L53 232L49 233ZM55 231V230H54ZM56 232V231H55ZM132 232V230H131ZM136 232V231H135ZM142 232V231H141ZM147 232V231H146ZM172 232V231H171ZM230 232V231H229ZM174 233V232H173ZM97 234V232H96ZM131 234V233H130ZM129 234V235H130ZM143 234V233H142ZM145 234V233H144ZM147 234V233H146ZM230 234V233H229ZM244 234V233H243ZM122 235V234H121ZM127 235V236H129ZM137 235V234H135ZM253 235V236H254ZM132 236V235H131ZM233 236V235H232ZM32 237V236H31ZM140 237V236H139ZM181 237V236H180ZM211 237V236H210ZM251 237V236H250ZM63 238V237H62ZM61 238V239H62ZM98 238V237H97ZM128 238V237H127ZM134 238V237H133ZM150 238V237H149ZM234 238V237H233ZM248 238V237H247ZM36 239V238H35ZM148 239V238H146ZM180 239V238H179ZM236 239V238H235ZM254 239V238H253ZM252 239V240H253ZM132 240V239H131ZM144 240V239H143ZM152 240V239H151ZM155 240V239H154ZM153 240V241H154ZM174 240V238H173ZM184 240V239H183ZM239 240V239H238ZM245 240V239H244ZM26 241V240H25ZM34 241V240H33ZM99 241V240H98ZM120 241V240H119ZM137 241H139L137 239ZM159 241V240H158ZM254 241V240H253ZM127 242V241H125ZM129 242V241H128ZM152 242V241H151ZM157 242V241H156ZM250 242V241H249ZM118 243V242H117ZM134 243V242H133ZM139 245V242H136ZM149 243V241H148ZM172 243V242H171ZM176 243V242H175ZM221 243V242H220ZM235 243V242H234ZM246 243V242H245ZM59 245H61L60 243H57ZM101 244V243H100ZM123 244V243H122ZM131 244V243H130ZM141 244V243H140ZM155 244V243H154ZM178 244V243H177ZM248 244V243H247ZM63 245V244H62ZM88 245V244H86ZM98 245V244H97ZM134 245V244H133ZM143 245V244H142ZM151 245V244H150ZM160 245V244H158ZM231 245V244H229ZM234 245V244H233ZM30 246V245H29ZM116 246V245H115ZM123 246V245H122ZM126 246V245H125ZM140 246V245H139ZM157 246V245H156ZM162 246V245H160ZM213 246V245H212ZM232 246V245H231ZM39 247V246H38ZM55 247V246H54ZM58 247V246H57ZM90 247V246H89ZM112 247V246H111ZM134 247V246H133ZM141 247V246H140ZM147 247V246H146ZM145 247V248H146ZM151 247V246H150ZM163 247V246H162ZM223 247V245H222ZM247 247V246H246ZM93 248V247H92ZM100 248V247H99ZM119 248V247H118ZM132 248V247H131ZM143 248V247H142ZM202 248L204 252V255L202 254H198L197 256L192 257L191 255L193 254L192 252H196V250ZM37 249V248H35ZM81 249V248H80ZM79 249V250H80ZM87 249V248H86ZM97 249V248H96ZM130 249V248H128ZM184 249V248H183ZM217 249V248H216ZM220 249V248H219ZM71 250V249H70ZM78 250V249H77ZM76 250V251H77ZM78 250V251H79ZM159 250V248H158ZM75 251V249H74ZM90 251V250H89ZM96 251V250H95ZM135 251V250H134ZM162 251V250H161ZM165 251V250H164ZM210 251V250H209ZM253 251V249H252ZM38 252V251H37ZM85 252V251H83ZM212 252V251H211ZM218 252V251H216ZM82 253V252H81ZM120 253V252H119ZM126 253V252H125ZM131 253V252H130ZM141 253V252H140ZM192 253V254H191ZM209 253V252H208ZM215 253V251L213 252ZM237 253V252H235ZM234 253V254H235ZM132 254V253H131ZM155 254V253H154ZM164 254V252H163ZM162 254V255H163ZM167 254V253H166ZM252 254V253H251ZM98 255V253H97ZM96 255V256H97ZM107 255V254H106ZM144 255V254H143ZM165 255V254H164ZM169 255V254H168ZM167 255V256H168ZM172 255V254H171ZM218 255V254H217ZM216 255V256H217ZM227 255V254H226ZM229 255V254H228ZM99 256V255H98ZM157 256V255H156ZM170 256V255H169ZM215 256V255H214ZM213 256V257H214ZM215 256V257H216ZM38 257V256H37ZM220 256H218L219 258ZM224 257V256H223ZM226 257V256H225ZM157 258V257H156ZM168 258V257H167ZM175 258V257H174ZM183 258V259H184ZM216 257V259L218 261H220V259H218ZM105 259V258H104ZM203 259V260H202ZM235 258H233V256H228L226 257V259H223V263L226 264H235L234 260ZM39 260V259H38ZM163 260V258H162ZM172 260V259H171ZM168 259H166L165 264H172ZM186 260V259H185ZM184 260V261H185ZM202 260V261H201ZM32 261V259L30 260ZM46 261V260H45ZM78 261V260H77ZM98 261V260H97ZM177 261V260H176ZM182 261V260H181ZM180 261V262H181ZM216 261V260H215ZM218 261L217 264H218ZM21 262V261H20ZM39 262V261H38ZM158 262V261H157ZM215 262V263H216ZM44 263V262H43ZM41 263V264H43ZM185 263V262H184ZM221 264V262H219ZM222 263V264H223ZM20 264V263H19ZM22 264V263H21ZM38 264V263H37ZM47 264V263H46ZM77 264V263H76ZM79 264V263H78ZM148 264V263H147ZM176 264V263H175ZM179 264V263H178ZM181 264V263H180ZM212 264V263H211ZM239 264V263H238Z\"/></svg>",
	"mask_w": 264,
	"mask_h": 264
},
{
	"label": "built area",
	"instance_id": "built-area-1",
	"mask_svg": "<svg viewBox=\"0 0 264 264\" xmlns=\"http://www.w3.org/2000/svg\"><path fill=\"white\" fill-rule=\"evenodd\" d=\"M240 214H241L242 216H246V215H247L244 209H241V210H240Z\"/></svg>",
	"mask_w": 264,
	"mask_h": 264
}]
</instances>
